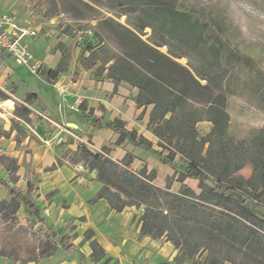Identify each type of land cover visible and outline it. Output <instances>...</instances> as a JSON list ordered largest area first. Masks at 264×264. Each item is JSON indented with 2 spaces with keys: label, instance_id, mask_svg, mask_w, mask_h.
<instances>
[{
  "label": "trees",
  "instance_id": "16d2710c",
  "mask_svg": "<svg viewBox=\"0 0 264 264\" xmlns=\"http://www.w3.org/2000/svg\"><path fill=\"white\" fill-rule=\"evenodd\" d=\"M107 1L111 8H122L131 16L130 26L112 16L99 19L95 31L99 42H88L86 50L97 60L99 51L107 50L108 39L116 43L119 52L101 60L97 70L106 71L105 77L112 78L116 88L123 81L138 88L135 100L139 106H153L148 128L158 137L162 150L153 148V142L137 130L127 129L121 119L103 123L101 117L91 112L88 118L95 128L114 129L119 134L117 144L127 139L160 156L166 164L180 155L187 164L178 180L197 179L202 191L197 195L191 187L185 186L182 192H173L170 180L166 187L154 184L157 171L148 172L146 166L139 174L133 171L130 165L135 157L129 152L122 160H115L108 156L110 148L107 146L97 153L83 147L80 151L88 166L97 170L102 181L96 199H106L117 211L145 205L140 218L142 232L154 238L165 235L185 257L204 254L206 264L264 262V214L248 205L249 199L256 201L264 192V127L254 130L247 139L235 140L229 134L227 96L222 93L221 85L224 75L220 46L224 45V40L210 33L208 23L179 8L181 0ZM52 2L63 12H69L67 2L94 12L103 0ZM150 27L151 40L147 41L142 38V32ZM212 36L209 43L208 38ZM165 45L168 50L163 52L160 47ZM191 47L203 60V65L178 61L184 56L192 58ZM59 72L51 68L47 72L48 79H56ZM36 98L32 93L26 101L33 102ZM14 104L20 114L29 113L25 104L19 101ZM81 108L85 106L82 104ZM203 120L212 122L213 126L206 135H202L197 126ZM164 150L168 152L166 157L162 156ZM246 165L252 167L251 177L245 180L252 193L243 190L242 176L230 180ZM12 171L14 175L15 170ZM0 183L12 196L8 202L0 200V231L20 232L32 242L16 249L14 261H39L53 254L58 245L67 249L75 246L69 235L56 240L44 217H40V209L31 198L35 190L31 178L26 190L9 186L2 178ZM187 196L201 201H191ZM17 202L28 206L43 223L42 227L34 229L33 224H22L16 216ZM87 237H91L90 231ZM90 245L93 256L103 255L101 244L92 240ZM0 254L12 256L7 247H1Z\"/></svg>",
  "mask_w": 264,
  "mask_h": 264
},
{
  "label": "rangeland",
  "instance_id": "374dc122",
  "mask_svg": "<svg viewBox=\"0 0 264 264\" xmlns=\"http://www.w3.org/2000/svg\"><path fill=\"white\" fill-rule=\"evenodd\" d=\"M20 2L27 5L25 17H28L34 25H40L39 36L35 40H29L32 50L37 46L38 53H35V56L40 66L32 71L29 67L10 61L9 57L0 54V177L10 176L12 184L21 189L26 187L28 172L33 175L36 182L40 181V185L45 187L44 189L40 187L39 191L31 195L33 202L40 207L43 217L47 218V225L50 226L54 238L60 240L65 234L74 235V242L78 247L72 251H65L62 247H58L53 254L39 261L19 259L14 261L16 249L32 242L20 232L0 231V248L7 247V251L12 253L10 257L0 254V264H120L121 261H106L104 257L98 259L100 253L94 256L90 254L91 247L88 240L81 243L86 217L65 222L60 217L64 209L73 206L75 192L83 195L90 188V184L95 185L99 181L102 185L97 170L88 166L80 151L86 147L97 153L102 150V147L95 143L96 136L94 142L92 140L95 130L88 118V111L91 108L88 102L85 110L79 109L82 102L77 100L74 104L65 103L62 98L63 83L59 80L66 74H70L71 80H75L80 68L92 72L94 79H104L107 72L101 73L97 70L101 60L119 52V48L116 43L108 39L107 50L99 51L95 60L86 50L87 43L98 44L99 40L95 37V31L99 19L112 16L130 26L131 16L125 14L122 8H111L107 0H103L94 12L72 2H67L69 12H63L60 8L56 9L52 0H0V12L6 8L17 7L21 4ZM178 7L208 23L210 33L224 40V45L220 46L224 75L221 85H223L222 93L227 96L226 108L233 111L234 131L244 132L249 125L254 124L264 126V116L253 114L248 110L253 109L252 102L255 97L258 96L262 104L264 102V0H181ZM142 33L144 40H151V27L146 28ZM208 40L210 43L213 36ZM48 47H51L49 51ZM189 49L192 58L184 56L178 61L184 64L190 61L197 66L203 65V60L195 54L193 47ZM160 50L165 52L168 46H162ZM4 61L11 68V70L7 69L8 73L1 66ZM51 68L59 69L60 75L56 79L49 80L47 72ZM202 83L205 81L203 80ZM215 85H218V82H215ZM52 88L54 91H49ZM32 93L36 94V100L27 102V98ZM57 94L61 97L59 100L56 98ZM14 100L25 104L29 108V113L20 114L15 104L13 105ZM150 107L152 109L153 106L150 105ZM239 110L243 112L240 113ZM105 119L104 116L103 120ZM28 137H30L29 141H27ZM31 139L34 141V147L30 146ZM116 140L117 138L108 139L107 144L110 148L108 156L119 160L115 157L116 151L113 153V150L118 147L131 153L135 158L130 168L138 174L144 166L147 167L148 172L153 169L147 165V155L162 161L160 156L144 147L141 150H133L127 147V140L122 144H117ZM158 140L157 137L156 141ZM154 148L162 150L158 144ZM167 153L164 150L162 156L166 157ZM177 156L174 162L168 164L171 169L166 166V172L172 171L170 174L163 173L159 167L155 168L157 177L154 184L166 187L167 180H170L171 191L182 192L185 186H189L199 195L202 191L199 180L189 178H186L184 182L178 180L180 172L184 170L187 163L181 159L180 155ZM11 158L14 161H11ZM40 169L41 172L38 173L37 170ZM61 169L68 170V175H61L59 173ZM12 170L21 177L13 181ZM251 174L252 167L246 165L240 172L232 175L230 180L242 176L240 182L243 190L252 193L245 182ZM161 177L164 183H160ZM187 197L197 203L201 201L191 196ZM11 199V194L7 192L3 200L8 202ZM17 204L16 216L22 224H33L34 229L42 227L41 222L34 217L28 206L18 202ZM248 205L264 214V192L256 201L249 199ZM124 210L127 218L134 217L129 228L132 238L140 242L143 238L166 241L165 235L154 238L151 235L142 234L140 217L145 210V205L139 208L134 205L128 206ZM191 217L192 214H190ZM112 242L117 241L114 239ZM126 254L127 251L122 252L121 259L127 260ZM176 256L178 261H185V264H198L202 262L205 255L185 257L180 250ZM131 257H133L131 260L135 259L136 264H155L147 258L143 261L142 255ZM169 263L175 264L172 255ZM256 264H264V262Z\"/></svg>",
  "mask_w": 264,
  "mask_h": 264
},
{
  "label": "crops",
  "instance_id": "0c3cea01",
  "mask_svg": "<svg viewBox=\"0 0 264 264\" xmlns=\"http://www.w3.org/2000/svg\"><path fill=\"white\" fill-rule=\"evenodd\" d=\"M26 6L27 5L21 3L17 7L6 8V10L3 8L4 10H1L0 14L5 13L6 11H14L16 12L17 16L20 17V19L25 20L26 22L27 20H29L28 17H25ZM39 26L38 28L40 29ZM33 46H35V44ZM50 48L51 47H48L47 50L49 51ZM33 51L34 53H38L37 46H35V49H33ZM0 54L9 57L10 61H13V59L9 55H6L4 52L0 51ZM1 66L4 68V71L6 73H8V70H11V68L8 67L7 62L5 61L1 63ZM78 73L79 74L75 80H71L70 74H66L62 76L59 80V82L63 83V86L61 88H63L64 90L62 92V96H63L62 98L65 103L68 102L70 104H74L77 100V102H82L81 105L83 104L86 108V103L88 102L89 107H91L88 112L89 113L91 112L92 115H94L95 117L96 116L101 117L103 123H109L110 121L116 118L121 119L125 123V127L127 129L130 130L135 129L138 131L139 134H143L146 138H148L151 142H153V148L155 145L158 144V142L156 141L157 140L156 135L153 134L152 131L148 128V122L150 119V111H151L150 105L147 107L139 106L135 100V97L137 96L139 91L138 88L133 87L132 85L128 84L125 81L119 83L118 88H116L112 78L105 77L102 80H98L96 78L94 79L92 77V72L87 71L85 68L78 69ZM49 91L51 92L54 91V88H52ZM56 98L57 100H59V98L61 97H59V94H57ZM15 101L17 100L13 101V105ZM252 107L253 109H248V110H250L253 114L255 113L256 115L264 116V102L262 104V101L258 98V96L254 98V101L252 102ZM79 109L85 110L82 109L81 106ZM227 111L229 112L230 115V120L228 123L229 134L235 140L247 139L251 136L254 130H258L264 127L263 125L254 124L251 126L249 125L247 127V130H245L244 132L239 133L236 130L234 131V125L232 124L233 111L232 110H227ZM239 111L240 113L243 112V110H239ZM104 116L106 117L105 121L103 120ZM53 126L54 124L52 125V128ZM197 126L202 135L208 134L209 132H211V129L213 128L212 122L208 120L199 121L197 123ZM92 128H94L95 130V134L92 140L94 142V137L96 136L95 143L100 145V148L101 147L103 148L104 146L108 147L107 144L108 139L111 138L118 139L119 137V134L112 128H107V127L95 128L93 125ZM204 128L206 130H204ZM29 139L30 137H28L27 141H29ZM33 144L34 141L31 139L30 146H33ZM127 147L133 148V150L144 149L142 146L140 147L135 146L133 143H130L128 140H127ZM115 151H116L115 157L119 158V160H122L127 153V151L122 150L120 147H118L116 150H113V153ZM35 154H36V149H35ZM146 157H147L146 160L147 165L153 168L152 170H155V168L159 167L161 170H163V173L170 174L172 172V171L166 172V166L171 169L170 165L164 163L163 161H160L156 157L154 158L153 156H149V155H147ZM35 163L37 162L35 161ZM37 171L38 173H40L41 169ZM67 171L68 170L66 169L64 170L61 169L59 173L61 175H68ZM14 175L15 176L13 177V181L16 180L18 177H21V175L17 173H14ZM0 178L4 179L9 186H14L12 184V180L10 176L9 177L1 176ZM30 178L33 180L35 186L34 187L35 190L33 191V193L37 190L39 191L40 187H42L41 189H44L45 186L40 185V181L36 182L33 179V175L30 174L29 172L26 178V187ZM187 178H189L190 180L194 179L191 177H187ZM195 180L198 181L197 179ZM160 183H164L162 177L160 179ZM90 185H91L90 188L87 189L83 195L76 194V192L74 193L73 206L70 207L69 209L68 208L64 209L63 212L60 214V217L63 218V222L71 219H76L78 217H86V221H85L86 225L83 228L84 237L81 243H84L86 242V240H88V244L90 245V242L92 240H95L98 244H101L104 253L101 256L99 255L98 259L104 257V260L106 261L117 260V261H121L120 264H136L135 259L131 260L133 258L131 256L142 255L143 261L144 259L147 258L148 260L152 261L155 264H170L169 260L172 255L174 257L175 264H185V261H180V260L178 261L176 258L177 257L176 254L180 251V249L173 242H170L167 239L166 241H159V240L157 241L152 238L150 239L143 238V241L140 242L132 238L130 233L131 229L129 228L134 217L127 218V216L125 215V210L117 211L115 209H112L108 201H106V199L104 198L96 199L97 194L102 188V185L99 183V181L95 185L94 184H90ZM26 187L25 189L22 190H26ZM7 192L10 193L7 187L2 183H0V200H3L6 197ZM37 207L40 209L38 205ZM41 213L42 212L40 209V217L42 218L43 215ZM44 219H45V224H47V218L44 217ZM89 231L91 233L90 238L87 237V232ZM65 235H69V234H65ZM69 236L72 237L73 239L72 242L75 246L72 247L71 249H67L66 247L60 245H58V247H62V249L65 251L76 250L78 245H76V243L74 242L75 236L74 235H69ZM114 239H116L117 242L115 243L112 242V240ZM90 247H91L90 254L92 255L93 252L92 245H90ZM124 251H127L126 254V258H128L127 260L121 259L122 252ZM202 262L200 261V264H202Z\"/></svg>",
  "mask_w": 264,
  "mask_h": 264
},
{
  "label": "built area",
  "instance_id": "2783aa9c",
  "mask_svg": "<svg viewBox=\"0 0 264 264\" xmlns=\"http://www.w3.org/2000/svg\"><path fill=\"white\" fill-rule=\"evenodd\" d=\"M40 32L31 20L25 22L14 11L1 13L0 51L9 55L17 64L25 65L34 71L40 66V62L36 59L29 40H35Z\"/></svg>",
  "mask_w": 264,
  "mask_h": 264
}]
</instances>
